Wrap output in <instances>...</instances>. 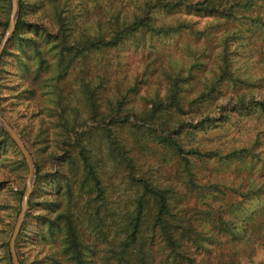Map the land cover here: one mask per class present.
Masks as SVG:
<instances>
[{
  "label": "trees",
  "instance_id": "trees-1",
  "mask_svg": "<svg viewBox=\"0 0 264 264\" xmlns=\"http://www.w3.org/2000/svg\"><path fill=\"white\" fill-rule=\"evenodd\" d=\"M43 2L51 4L55 11L57 8L58 32L42 33L41 40H38L40 32L35 25L25 23L21 15L23 3L19 2L15 29L1 53L0 62L9 46H19L21 55L17 49L9 52L22 71L18 78L20 84L23 86L22 81L25 82L27 78L37 82L38 72L46 61L43 41L54 43L46 52L56 50L51 56L56 62L53 67H59L52 77L57 84L53 83L51 87L56 100L54 108L58 111L66 138L62 139V143L68 142L63 148L64 156L56 158L60 161L63 158L60 163L67 166L73 178L59 173L61 183L66 182L68 190L66 202L63 195L60 200L45 201L41 213L30 214V195L28 210L15 239L20 264L25 262L21 252L24 246L22 242L30 238L33 239L31 242L40 246L38 256L44 253L34 259L39 264H210L211 254H214L216 264H239L240 254H250L254 250V242L264 239V199L250 211L246 207L247 201L264 198V169L257 163L261 160L264 164V91L253 89L260 79L252 81L250 75L249 79L234 77L226 41L231 35H226L224 39L218 76L207 82L208 87L193 97L185 95V89L182 88L187 84L186 81L192 79L193 70L201 66V61H198L200 54L197 55L195 49L189 46L185 52L192 59L190 63L170 66L168 72L165 70L168 67L163 66L167 83L165 92L162 97L157 92L151 107L139 113V123L125 119L124 110L129 115L133 112L130 107L123 108L121 95L114 103L109 100L104 116L111 119L110 125L99 132L96 120L95 123H88L84 118L85 129L78 131L77 123L83 118L79 108L72 102V93L63 94L62 89L59 93L57 87L67 80L71 68L77 64L80 70L73 78L74 90L86 104V114L94 120L97 107L95 89L98 84L90 89L89 83L81 75L87 58L94 52L121 49L127 41L143 46L147 39L149 42L156 37L190 29L189 20L180 15L174 23L157 22L160 9L168 12L183 10L186 14L194 12L224 22L243 18L246 29L253 33L252 40L262 43L264 0H136L131 10L124 5L121 8L119 3L115 4L112 0L106 17V31L94 35H90L82 25L86 23L83 17L89 7V0ZM25 27L37 37L25 35L22 31ZM260 52L264 53V47ZM33 56L40 58L39 65L33 69L36 71L34 76L27 73L30 72L28 62ZM63 60L67 62L66 66L62 65ZM238 78L246 85L253 86L244 89L233 104L222 106L219 115L205 114L196 124L188 125L184 133L186 125H183L179 115L186 113V108L189 114H204L217 97V92H221L222 83L234 82ZM24 92L33 94L29 87ZM0 112L2 114V109ZM171 116H175L173 124L169 121ZM70 126L74 131L70 130ZM126 128L136 132L146 130L147 136L172 153L174 162L180 167L176 178L178 184L169 185L141 170L135 145L131 142L133 139L124 135ZM218 128L224 129L226 136L243 129H254L255 132L244 142H230L227 147L229 150L224 155H219L218 150L201 152L197 147L185 146V134ZM71 132H74L75 137L70 140ZM97 134L99 141L93 138ZM103 149L114 166L123 169V202L106 196V189L102 185V157L99 155ZM215 158L223 162L231 160L248 164L249 167L245 166V178L238 182L235 179L221 181L216 177L219 171L212 172L211 168L209 173L202 174L196 168V160L210 164ZM258 165V171L254 173ZM227 193H232L234 199H228ZM189 204L191 207H188ZM31 218L32 229L28 234ZM6 256L11 264L9 250H6Z\"/></svg>",
  "mask_w": 264,
  "mask_h": 264
},
{
  "label": "rangeland",
  "instance_id": "rangeland-1",
  "mask_svg": "<svg viewBox=\"0 0 264 264\" xmlns=\"http://www.w3.org/2000/svg\"><path fill=\"white\" fill-rule=\"evenodd\" d=\"M113 1L115 4L119 3L121 8L124 5L126 9L131 10L136 0ZM191 1L195 2L197 0ZM19 2L23 3L21 15L25 23L35 25L40 32L37 37V34L27 30L28 27H25V29L22 28L25 35L37 37L38 40H41L42 33L55 34L58 32L57 8L55 11L51 4H45L43 0H18V13ZM111 6L112 0H89V7L83 17V21L86 23L82 25L87 28L90 35L106 31V17ZM176 12H168L165 9L158 10L157 22L174 23L175 19L180 15L189 20L192 31L184 29L179 33L153 38L149 42L147 39L143 46H140V44L134 45L127 41L121 49H105L102 52H94L87 58L81 75L89 83L90 89L98 84V88L95 89L97 107L94 120H91L90 116L86 114V104L74 90L75 83L73 78H75V74L79 72L80 68L77 64L71 68V73L67 80L61 82L60 88L57 87V89L59 93L61 92L60 89H62L63 94L66 92L72 93L71 97L74 99L72 102L79 108L83 118L77 123L76 128L78 131L84 128V118H86L85 120L88 123L97 121L95 124L98 125L99 132L108 124L110 125L111 119L104 116L107 112L109 100L114 103L121 95H123L124 101L123 108L130 107L133 112L129 115L124 110L125 119L129 118L131 122L139 123L140 120H137L139 113L151 107V102L157 92L161 97L165 92L167 83L164 71L167 70L168 72L170 66H180L182 63H190L192 60L185 52L186 47L190 46L195 49L197 55L200 54L198 61H201V66L193 70L192 79L186 81L187 84L185 86L183 85L182 89H185V95L193 97L200 90L207 88V82H211L219 74L226 35H231L226 41L228 43V55L231 54V59H229L232 61L234 77L239 76L240 79H249L248 76L250 75L252 81L260 79L253 89L257 88L261 92L264 91V53L260 52L262 47H264V39L262 43L258 40H252L253 33L246 29L245 19L235 18L231 22H224L212 17L196 15L194 12L188 14L183 10ZM10 15L11 0H0V43L5 35ZM199 32L201 34H198ZM53 45V42L43 41L42 48L45 50L46 61L42 64L43 68L38 72L39 81L37 82H31L27 78L25 82L22 81L23 86L20 84L18 78L21 77L22 71L16 66L15 57L11 54L17 49V52H20L21 55L22 52L19 46H9L8 52L3 55L0 62L1 115L14 126L24 146L30 153L34 164L35 179L31 191L32 195L30 194L32 200L31 215L41 213L43 211L41 210L42 203L52 199L56 201L59 198L60 200L61 195H63L64 202H66L68 190L66 182L61 183L62 179L59 178V173L67 174L68 177L73 178L67 166L60 163L63 158L61 161L56 158L64 156L63 148L68 142L62 143V139L66 138L63 136L64 130L59 114L57 115L58 111L54 108L56 107V100L51 85L56 83L52 77L57 73L59 67H53L56 62L53 60L55 58L51 56V53L56 50L46 52L47 48ZM29 51L33 53V50L29 49ZM39 62L40 58L33 56V59L28 62L30 72L27 73H32V76H34L36 71L33 69L39 65ZM61 63L63 66L67 65L66 60ZM19 66L21 67L20 64ZM163 66L168 68L163 70ZM239 78L234 82L224 81L222 83L221 92H217V97L209 104L204 114H189L187 113L188 108H186V113L182 116L179 115L180 119L183 120V125H186L183 132L186 133L188 125L196 124L207 113L211 116L219 115L218 112H220L222 106L233 104L236 97L245 91L244 89L253 86V84L246 85ZM27 87L33 90V94L24 92ZM169 121L173 124L175 116H171ZM70 130L74 131L71 126ZM146 132V130L136 132L131 128L124 130V135L133 139L131 142L135 145V152L140 162L141 170L166 181L169 185L178 184L176 178L178 173H180V167L174 162L172 153L167 148L164 149L159 146L147 136ZM193 132L185 134L186 147H197L201 152L212 151V149L218 150L219 155H224L229 150L227 147H229L230 142L234 144L244 142L255 130L243 129L230 136H226L224 129L219 128ZM98 135L93 137L94 140L99 141ZM69 137L70 140L73 139L75 137L74 132H71ZM99 155L102 157V185L106 189L107 198H114L123 202V169L114 166L113 161L108 158L105 149L101 152L99 151ZM257 163L261 164L262 169H264V164L261 160ZM245 166L249 167L245 163H234L231 160L223 162L219 161L218 158L211 160L210 164H204L196 160V168L200 173H209V169L212 168V172L219 171V174H216L218 179L227 182L231 179H235L238 182L241 178H245L247 171ZM258 167L259 165L255 168L254 173L258 171ZM27 175L28 168L20 150L0 124V264H10L7 260L6 250H9V239L21 209ZM39 175L40 178H38ZM63 180L65 181L64 178ZM227 196L228 199H234L235 197L232 193H227ZM263 199L261 197L260 199L247 201V211L257 207ZM190 204L188 207H191ZM31 219L28 222V234L31 233L32 229L33 218ZM32 240L30 238L22 242L24 243L21 248L25 259L24 264H39L34 259L44 255V253H41V256H38L40 246L38 243L31 242ZM253 248L254 250L248 255L240 254L239 264H264V239L256 240ZM213 256L214 254H211L209 258L210 264H216ZM10 262L12 264V260ZM205 263L198 262V264Z\"/></svg>",
  "mask_w": 264,
  "mask_h": 264
},
{
  "label": "water",
  "instance_id": "water-1",
  "mask_svg": "<svg viewBox=\"0 0 264 264\" xmlns=\"http://www.w3.org/2000/svg\"><path fill=\"white\" fill-rule=\"evenodd\" d=\"M17 15H18V0H11V15H10L8 26L6 28L5 35H4V37L0 43V56H1V53L4 49V46H5L8 38H9V36L13 33V31L15 29ZM0 124L3 126L5 131L8 133L10 138L15 142V144L18 147V149L20 150V152H21V154L25 160V163L27 165V168H28L26 186H25L23 196H22L21 209L18 213L17 219L15 221V224H14V227H13L10 239H9V251H10V255H11L12 264H20L18 257H17V254H16L15 239L17 237L19 230H20V227L22 225V222H23V219L25 216L26 209L28 207V199H29V196L31 194V191L33 188V182L35 179V169H34V164H33L31 155L28 152V150L26 149V147L24 146L19 134L2 117L1 113H0Z\"/></svg>",
  "mask_w": 264,
  "mask_h": 264
}]
</instances>
